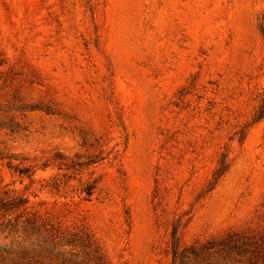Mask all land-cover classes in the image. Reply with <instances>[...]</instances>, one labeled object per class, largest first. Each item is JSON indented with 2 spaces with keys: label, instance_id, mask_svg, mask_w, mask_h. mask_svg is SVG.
Segmentation results:
<instances>
[{
  "label": "rangeland",
  "instance_id": "rangeland-1",
  "mask_svg": "<svg viewBox=\"0 0 264 264\" xmlns=\"http://www.w3.org/2000/svg\"><path fill=\"white\" fill-rule=\"evenodd\" d=\"M0 264H264V0H0Z\"/></svg>",
  "mask_w": 264,
  "mask_h": 264
}]
</instances>
